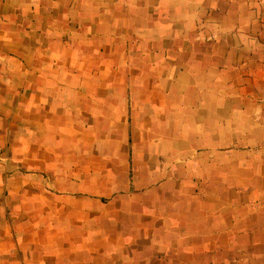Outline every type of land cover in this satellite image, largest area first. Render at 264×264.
<instances>
[{
	"label": "crops",
	"instance_id": "crops-1",
	"mask_svg": "<svg viewBox=\"0 0 264 264\" xmlns=\"http://www.w3.org/2000/svg\"><path fill=\"white\" fill-rule=\"evenodd\" d=\"M0 153V264H264V5L0 0Z\"/></svg>",
	"mask_w": 264,
	"mask_h": 264
},
{
	"label": "rangeland",
	"instance_id": "rangeland-1",
	"mask_svg": "<svg viewBox=\"0 0 264 264\" xmlns=\"http://www.w3.org/2000/svg\"><path fill=\"white\" fill-rule=\"evenodd\" d=\"M256 1L259 2L260 5H264V0H256ZM130 146H131V144H130Z\"/></svg>",
	"mask_w": 264,
	"mask_h": 264
},
{
	"label": "built area",
	"instance_id": "built-area-1",
	"mask_svg": "<svg viewBox=\"0 0 264 264\" xmlns=\"http://www.w3.org/2000/svg\"><path fill=\"white\" fill-rule=\"evenodd\" d=\"M0 155H1V153H0Z\"/></svg>",
	"mask_w": 264,
	"mask_h": 264
}]
</instances>
